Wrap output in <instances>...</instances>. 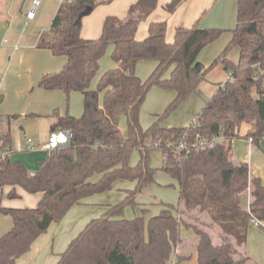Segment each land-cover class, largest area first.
I'll return each mask as SVG.
<instances>
[{
    "label": "trees",
    "instance_id": "obj_1",
    "mask_svg": "<svg viewBox=\"0 0 264 264\" xmlns=\"http://www.w3.org/2000/svg\"><path fill=\"white\" fill-rule=\"evenodd\" d=\"M185 1L171 0L163 9L171 14ZM157 2L138 0L130 6L127 18L107 17L100 36L85 40L80 35L82 19L101 1H63L49 29L40 36L38 48L65 57L66 64L57 73L43 75L37 88L61 91L66 101L72 92L80 93L83 112L73 117L53 111L49 134L70 131L71 137L67 145L47 151L33 174L21 163L11 162L9 156L0 161V194L5 187H19L30 195H42L35 208L0 207V214L8 215L13 223L0 237V264H16L73 206L112 191L117 182L134 183V187L124 191L119 203L91 220L56 264H170L180 243L181 227L198 239L194 249L197 264H248L249 258L239 254L236 247L246 242L253 220L264 222V185L249 175L247 164L233 162L229 142L239 137L243 124L249 125L245 136L253 144L264 139V0H237L236 25L227 31L231 41L207 68L197 62V57L226 30L201 28L198 20L190 28L176 29L173 41L167 43L166 24L160 22L149 25L144 40H136L139 23ZM109 46L113 47L111 60L116 67L106 71L91 89L99 60ZM234 49L239 52L236 62L228 57ZM139 61L157 63L144 81L135 75ZM217 65L228 73V79L191 124L161 127V120L194 94ZM153 87L173 92L175 97L156 121L143 129L140 109ZM121 116L126 118L125 136L119 129ZM196 137L217 140L212 148L193 149L180 157L175 154L173 144L195 142ZM10 145L9 133L0 137L1 148ZM134 151L139 159L131 166ZM155 151L162 156L161 170L178 187L179 214L192 209L205 213L222 231L219 245L213 244L202 225L185 223L175 215L177 208L163 202L156 203L161 207L157 216L146 220L148 210L143 209L140 217L124 218V210L139 206L138 198L155 183L156 170L150 157ZM7 198L17 199L18 195L11 190Z\"/></svg>",
    "mask_w": 264,
    "mask_h": 264
},
{
    "label": "crops",
    "instance_id": "obj_2",
    "mask_svg": "<svg viewBox=\"0 0 264 264\" xmlns=\"http://www.w3.org/2000/svg\"><path fill=\"white\" fill-rule=\"evenodd\" d=\"M42 1L43 0H40V4L36 8L34 18L29 20L25 17V14L31 9L33 0H31L29 3L27 0H0L1 119H3V114L4 116L7 115L6 117L18 115L19 117L15 119L18 121H22L23 119L25 121L30 119L34 120L36 117H45L52 108V101L58 100L60 97H62V95H64L61 91L35 89L43 75L59 72L66 64V58L55 57L50 53V51L38 48L40 36L44 33L41 32L40 29L39 31L33 32L32 28L27 25L25 28L20 30V33L17 32L19 31L17 27L18 18L22 17V19L28 24L34 22L36 20V13ZM63 1L71 0H45V5L43 10L40 12V16H46L52 21L60 3ZM115 1L117 0H114L113 3H115ZM137 1L138 0H125L123 1V7L129 10L130 6L134 5ZM170 1L171 0H158L156 8L147 17L145 24L138 25L135 34L136 40L142 41L148 36V27L151 23L165 22V41L167 43H171L173 41L174 32L176 29L190 28L198 20L199 26L201 28L226 30V32L217 41L209 44L199 53L197 62L207 68L231 41L232 35L231 33H227V31L232 30L236 25L234 19L237 17V0H187L183 2L175 10V12L170 14L165 11V14L162 6L169 3ZM26 3H28V5ZM222 3L224 7L219 6ZM25 6L27 7V10L24 12ZM109 8L111 9V5L108 6L107 9ZM125 9H121L119 13L115 14L122 16L125 12ZM107 14L114 13H112V11L109 13H104L103 8H101V6H97L93 11L86 15L81 22V38L85 40L97 39L102 31V25L104 22L103 18ZM13 33H16L17 35L14 36ZM106 51L107 52L105 53V56L99 60V70L97 72L98 76L96 75L94 79L95 86L99 78L106 71L116 67V64L111 60L113 47L109 46ZM231 52L232 54H229L228 57L231 61L236 62L238 60L239 52L237 49H234ZM232 55L234 58L231 57ZM156 65L157 63L152 61H139L135 66V75L140 80L144 81L148 78L147 76L153 72ZM219 66L221 67L222 71H224L222 66ZM171 70L172 68L168 70V72L165 74V78L169 76ZM226 74L228 76V73ZM221 86L222 85H217L216 90ZM31 93L33 94L30 95ZM158 93L164 99L163 103L168 102L169 100L172 101L175 97V94L170 91H166V94L162 92ZM71 94H78L83 100V96L80 93L72 92ZM32 97L33 101H30V98ZM198 97L199 96L195 93L189 96L177 108V112H174L173 117L167 123L161 124V127L180 128L189 126L195 119L196 115L204 107V105L202 106L203 101L199 100ZM171 101L168 103V105L171 103ZM166 107H162V110L163 108L166 109ZM77 112H79V110ZM31 114H34L36 117H27ZM77 114L80 113L75 114V116L79 117ZM157 115L159 114H153V121H151V124L148 125V127H150L156 121ZM52 120L53 123L54 119L52 118ZM141 127L143 128L146 126L142 124ZM148 127L143 129H147ZM122 128L123 127L120 128L121 133L123 132ZM249 128V125H241L239 129V137L234 138L229 142L232 160L234 163L247 164L249 168V175L251 177L259 178L261 183L264 185V139L260 140L257 145L253 144L251 140L245 136ZM19 130L20 137L18 136L15 142L12 141L10 136V148L13 152H15L16 146L20 145L22 151L18 152V154H14L12 152V154L9 155V159L11 162L21 163L25 166L30 174H33L38 169L40 161L45 158L47 151L39 148V145L35 142H33V149H30V146L27 143L28 139H26L27 129L22 126ZM2 131L3 132L0 134V137L6 133H9L10 135L8 129L5 130L4 128ZM122 135L125 136L124 133ZM153 153L154 152L151 153L150 157H152ZM135 155L136 154L134 153L133 156H131V166H134L139 159V154L137 156ZM161 166L162 160L160 167ZM95 180H97V177L93 179V181ZM133 187L134 183L117 182L114 185L112 191L88 197L80 204L73 206L59 223L51 224L48 230L44 234L40 235L32 243L29 252L23 257L19 258L16 261V264H56L58 262L59 255L65 251L68 244L84 229V227L91 220L100 217L108 206L115 205V203L121 199L122 195L124 198V191L130 190ZM11 190H14L18 195L17 199L7 198V195ZM114 191L118 192V194H115ZM119 192H121L122 195ZM41 197V194L30 195L19 187H5L0 194V207L5 209L35 208ZM145 206L146 205L139 204L140 211L143 209L147 210ZM179 206L181 205L179 204ZM207 219L210 221L208 216ZM209 223L212 224V229L214 225L217 226L211 221ZM12 226L13 223L11 218L8 215L0 214V237L6 234L12 228ZM182 229L183 230H181L179 233L180 243L177 245V250L172 256L170 263L197 264L194 249L198 239L191 230H187L184 227ZM182 232L183 235L185 234L184 236L182 235ZM257 233L258 238L261 240L260 246L264 248V236L259 234V232ZM255 236L256 230L249 226L246 234V242L242 245L245 248L248 247L247 241L248 239H251L249 248H247L249 253H252V239ZM237 251L239 254L246 256V251L241 252V250L238 248ZM235 257L236 259L238 258L237 256Z\"/></svg>",
    "mask_w": 264,
    "mask_h": 264
},
{
    "label": "rangeland",
    "instance_id": "obj_3",
    "mask_svg": "<svg viewBox=\"0 0 264 264\" xmlns=\"http://www.w3.org/2000/svg\"><path fill=\"white\" fill-rule=\"evenodd\" d=\"M27 1H28V3L31 2V0H27ZM113 1L114 0H112L111 2H108L107 0H101L100 5H98V6H101V8H103L104 13H106V12L109 13L111 11H112V13H114V14H107L103 18V21L107 17H119V19L127 18L128 10L123 7V3H124L123 1H125V0H117V1H115V3H113ZM28 3H26V4L28 5ZM44 5H45V0H43L41 2V5H40V7L36 13V20L34 22H31L28 24L25 20L22 19V17H19L18 21H17V27H18L19 31H17V32L20 33V30L25 28L27 25L32 28L33 32L39 31V29L41 30V32H46L50 27V21L51 20L49 18H47L46 16H42V17L40 16V12H41V10H43ZM110 5H111V9L110 8L107 9L108 6H110ZM219 6L224 7L223 3L220 4ZM162 8H163V6H162ZM121 9H125V12L122 16H118L117 14H115V13H119L121 11ZM26 10H27V7L25 6L24 12ZM163 11L165 12L164 9H163ZM165 14H166V12H165ZM149 15H147V17ZM147 17L145 19H143L139 24L140 25L145 24ZM234 22L236 23V18L234 19ZM227 33H230V32H227ZM13 34H14V36L17 35L16 33H13ZM106 52L107 51H105V53ZM105 53H104L103 57L105 56ZM231 54H232V52H230V55ZM231 57L234 58L233 55ZM97 76H98V74H97ZM94 79L91 83V89H94V86H95L94 85V83H95ZM227 79H228L227 74L224 71H222V69L219 65L213 67L210 71H208V73L204 77V80L199 84V86L197 87V89L195 91V94L199 96L198 97L199 100L203 101L202 106L205 105L211 99L214 91L216 90V86L217 85H223L227 81ZM35 90H38L37 86H36ZM158 92H162V93L166 94V90L159 89L157 87L151 88L148 91V93L146 94L145 100H144L142 107L140 109V125L141 126L143 124L146 127H148V125L151 124V121H153V119H152L153 114H159L160 115V113L163 112L165 109V108H163V110H162V107H166L168 105V103L171 101V100H169L168 102L163 103L164 99L162 98L161 95H159ZM32 94L33 93H31L30 95H32ZM31 100L33 101V97L30 98V101ZM82 101L83 100H82L81 96L78 94L77 95L70 94L68 101H66L65 96L62 95V97H60L58 100L52 101V108H51L50 112L47 114V116L41 117V118L36 117V119H34V120L30 119V120L25 121L23 119L22 121H18L15 119H8V117H6L7 115L4 116V114H3V119L0 118V134L3 132L2 129H4V128H5V130L8 129V131L10 132V136H11L12 141L15 142L17 137L18 136L20 137V133H19L20 130L19 129L23 126L25 129H27V132H26L27 138L26 139L32 140L33 142H35L36 144L39 145V148H42L43 146L47 145V143H48V139H49V135H50L49 134V127L53 121L52 120L53 111H56L57 113H60V114H62V113L64 114L67 112L69 115L74 116V117H78V116H75V114L80 113V114H77L80 117V115H82V112H83ZM1 106H3V105H1ZM177 108L170 115L163 118L161 120L160 124L167 123L173 117V114L177 110ZM78 110H79V112H77ZM158 111H161V112H158ZM1 116L2 115L0 114V117ZM179 120H181V119H179ZM179 120H177V121H179ZM147 123H149V124H147ZM26 125H28V126H26ZM119 126H120L119 129L121 127H123L122 128L123 129L122 134L124 133L126 135L127 125H126L125 116L120 117ZM146 127H143V128H146ZM13 153L18 154V152H16V150ZM134 153L136 154L135 156L138 155L137 151H134L133 154ZM133 154H132V156H133ZM161 160H162L161 153L155 151L151 157V166L156 170L155 183L149 187L146 195L140 196L137 200L138 204L146 205L145 208L148 210V213L146 214L145 219L147 220L148 218L153 217V216H157L160 213L161 207L156 204L157 202H163L166 204H170V205L174 206L175 208H177V212L175 213V215L177 217L181 218L185 223H188V224L199 225V226L202 225V228H204L209 233V235L211 236L213 244L219 245V243L221 241L219 234L222 231L215 225L213 226V229L211 228L212 225L211 226L207 225L210 221H208L207 215L205 213H201L197 209H195V210L192 209L188 212H183L181 215L179 214V212L181 213V211H180L181 207L179 206V190H178V187L176 185V182L173 181L167 174H165L161 170V167H160ZM114 192H115V194H118V192H116V191H114ZM119 193H121V192H119ZM121 195H122V193H121ZM122 199H123V195L117 203H119ZM117 203H115V204H117ZM141 215H142V211H140L139 206H137L136 208L127 207L124 210V214H123L125 219H133L135 217H140ZM250 227H252L256 230V236L252 239V241H253L252 245H251V247H252L251 252L252 253H249L247 250V248H249V243H251V239H248V241H247L248 247L245 248L244 246H242V247H237V248L240 249L241 252L246 251V256L250 259L248 264H264V248H262V246H260L261 240L258 238V233H257V232H259V234H262V236H264V230L262 228L255 227L252 224L250 225ZM182 228L183 227L180 228V231L183 230ZM182 235H183V232H182ZM176 250H177V247H176L175 251ZM174 254H175V252H174Z\"/></svg>",
    "mask_w": 264,
    "mask_h": 264
},
{
    "label": "built area",
    "instance_id": "obj_4",
    "mask_svg": "<svg viewBox=\"0 0 264 264\" xmlns=\"http://www.w3.org/2000/svg\"><path fill=\"white\" fill-rule=\"evenodd\" d=\"M40 0H33L31 9L25 14V17L29 20L34 18L36 8L39 6ZM71 137L70 131H58L56 133H52L49 135L47 145L43 146L42 149L45 151H51L53 149H57L61 146L67 145L69 139ZM216 138H212L211 140H200L196 137L195 142H188L186 140H180L172 145L175 154L180 157L182 155H186L193 149H207L214 147L216 143ZM27 143L29 144V148L33 149V141L28 139ZM168 146H171L170 143H167ZM16 151L21 152L22 148L20 145L16 146ZM12 149L10 147L1 148L0 147V161L4 160L6 157L12 154ZM252 225L255 227H259L264 229V222H260L257 220L252 221Z\"/></svg>",
    "mask_w": 264,
    "mask_h": 264
},
{
    "label": "water",
    "instance_id": "obj_5",
    "mask_svg": "<svg viewBox=\"0 0 264 264\" xmlns=\"http://www.w3.org/2000/svg\"><path fill=\"white\" fill-rule=\"evenodd\" d=\"M68 144V143H67Z\"/></svg>",
    "mask_w": 264,
    "mask_h": 264
}]
</instances>
